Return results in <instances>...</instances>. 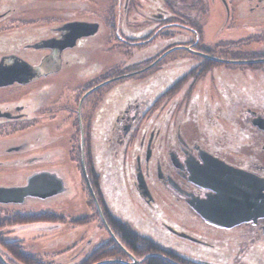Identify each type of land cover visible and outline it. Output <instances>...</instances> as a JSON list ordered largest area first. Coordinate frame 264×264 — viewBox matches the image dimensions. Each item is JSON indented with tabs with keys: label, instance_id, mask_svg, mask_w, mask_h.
I'll list each match as a JSON object with an SVG mask.
<instances>
[{
	"label": "flooded vegetation",
	"instance_id": "1",
	"mask_svg": "<svg viewBox=\"0 0 264 264\" xmlns=\"http://www.w3.org/2000/svg\"><path fill=\"white\" fill-rule=\"evenodd\" d=\"M200 1H195L194 9ZM85 2L81 0L76 10L67 4L49 5V18H42L45 11L39 9L37 18L19 19L27 11V4L22 3L0 13V63L7 67L23 62L29 69L24 71L20 64V77L27 82L0 86V140L19 138L5 151L24 154L25 164L34 167L21 186L39 173L55 174L65 182L58 169L49 165L56 152L47 129L52 125L54 137L71 144L66 152L69 162L71 156L79 157L82 177L85 168L89 201L116 246L123 247L108 225L110 219L128 224L135 232L162 236L172 247L177 246L168 235L200 245L188 251L191 258L180 256L192 264H264L263 215L225 228L208 223L190 206L196 201L199 207L226 192L220 187L222 181L235 178H241L244 190L231 191L236 195L251 192L254 198L247 206H258L259 196L264 195V101L258 96L259 101L242 99L241 93L242 98L227 111L226 97L217 83L231 77L226 67L233 63L226 61H240L225 57L232 38L224 41L228 46L207 43L201 19L194 21V27L185 24L191 11L182 0H111L112 47L123 69L113 77L100 81L93 77L89 82L102 67L89 50L101 44L95 37L99 31L101 37L103 19L86 17ZM241 7H246L241 14L232 11L231 17L239 22L232 31L247 33V37L237 41L246 43L250 37L263 41L264 0H246ZM57 8L65 9L57 14ZM83 22L97 23L98 31L72 42L69 25ZM211 73L217 77L214 81ZM113 81L121 83L96 94L91 102L87 100L90 94L83 96ZM76 92L83 95L73 109ZM90 109H96L91 118ZM218 124L224 128L220 132ZM55 125L65 128L57 130ZM103 166H108L114 184H124L121 191L128 200L120 208L126 210V221L105 204ZM222 168L237 172L230 174ZM58 195L27 200L46 201ZM108 204L117 213L119 208L111 201ZM220 204L215 201V206ZM199 209L203 211L204 205Z\"/></svg>",
	"mask_w": 264,
	"mask_h": 264
},
{
	"label": "rangeland",
	"instance_id": "2",
	"mask_svg": "<svg viewBox=\"0 0 264 264\" xmlns=\"http://www.w3.org/2000/svg\"><path fill=\"white\" fill-rule=\"evenodd\" d=\"M182 1L191 11V14H189L190 18H187L189 23L185 22V24L194 27V21L197 18L201 19L203 21L202 34L207 43L218 44L223 42L222 44L228 46V44H226L224 41H229L232 38V44L229 45L231 49L229 56L225 57L231 60H252L256 62L250 65L244 63H233L228 65L226 68L231 69V77H227L223 81H217L219 85V91H221V94L226 97V100H224L226 103V110H231L233 108V102H238L242 98L241 93L245 95V97L242 99H255L259 101L258 97H260V101L263 102L264 61L261 60L264 59V56L261 54L264 53V40L261 41L260 38L257 39V37H250L253 36L250 34V38L248 39L249 42L240 43L237 40L242 39L245 36L247 37V33L243 34L238 30H235V33L232 31L235 29V25L239 24V22H237L233 16L231 17L232 11L237 12V14H241L240 12H243L246 8L241 7V5L245 4L246 0H224L227 5H224L221 0H201L200 3L195 6V9L193 6L196 0ZM20 3L27 4V11L23 12V16H19V19L31 17L37 18L35 15H38L39 9L41 11H45L44 16H41L42 18H49V5L53 6L55 4H59L63 6L64 4H67L68 7H75V10L77 9L76 7L82 5L81 0H0V13L4 8L15 7ZM112 3L113 2H111V0H87V2H85V6H83L84 10L87 12L86 17L95 19V21H97V19L102 21L103 19V30L101 37L99 36L100 31L95 37V41L101 42V44L99 45V48H96L94 44L93 48H90L89 50L91 51L93 58H96L94 61L102 62V67L98 74L94 76L91 75L92 77L89 78V82H91L93 77L98 81L106 77H113L115 74L120 72L119 70L123 69V67L118 66V62L120 61L117 59V54H115V50L112 47L113 42L115 41L114 28L110 26V24L114 23H110L113 20V18H111L113 16L112 13L114 9L111 5ZM203 6H206V8H202ZM196 7L200 8V11L196 10ZM64 9L65 8H57V14L61 13ZM67 10L68 9L64 11V15ZM194 12L196 15H194ZM12 18L16 19L17 17ZM232 21L235 22L231 23ZM231 31L233 33H231ZM183 56L186 57L188 55H186L184 52ZM258 59L260 60L259 63ZM215 65L217 68H224V66H221L220 64ZM71 76L73 78V74ZM209 78L214 81L217 77L211 73ZM65 81H63V83ZM119 82L121 83V81H113L102 86L100 85L101 87L98 89L97 93H92L93 90L88 91L84 95L82 92H76L74 95L75 97L73 98V109L76 108V102L81 95L86 97L90 94L87 96V100L91 102L96 94L108 92L110 89L119 85ZM225 84L229 88H227ZM59 99L60 98H58V100ZM95 110L96 109L88 110L90 118L92 117ZM47 126L48 131L52 133L54 138L50 140V143L52 144L51 148H54L56 151H54L55 153L53 154L49 165L58 169V175L62 176L65 181L64 185H66V191L46 201H36L29 199L23 205H0V218H11L16 214L30 215L33 213H39L46 214L49 217L56 215V217H60L62 220H40L31 224H12L5 226L0 230V238L4 241L20 242L26 252L37 255L43 264H77L83 258L91 254L95 249H97L99 245H101L103 242H106L108 239V234L106 229L102 226L100 219L96 215V209L94 205L91 201H89L88 192L84 185V181L87 179H85L84 174L83 177L81 175L80 163L78 159L79 157L77 155L75 157L71 156L70 158L72 162H69L68 153L66 152H69L68 145L71 146V144L67 145L68 139L66 140L59 138L58 136L54 137L56 132L52 129V125ZM55 127L57 130L65 128L64 125H55ZM217 127V132H220V128L224 129L222 126H220V124H218ZM73 128L74 132H76L78 135V124L74 115ZM77 135L76 139H74V142L76 143L78 141ZM18 139L19 138L11 137L0 140V186L2 187L21 186L26 177L32 173L31 170L34 169L32 165L25 164L23 160L25 157L24 154L5 151L7 148L15 146L19 142ZM106 167L103 166L104 172L101 176V181L103 180L102 189L104 191L103 199L110 210L116 215H121L119 217L122 218L125 215L124 212L126 213V210L120 207L123 205L122 203L128 200L126 196H123L121 191L124 184L121 182L117 183L118 186L117 184H114L113 180L111 179V173ZM117 192H119L121 195H119ZM109 201H111L112 204L114 203V207H117V209L119 208L117 213L109 206ZM129 215L133 216L132 211L129 212ZM85 218V222H80V220ZM122 219L125 220L124 217ZM136 230L138 229L136 228ZM137 233H139V235L141 234L142 236L151 238L163 246L162 248L167 250L169 249L175 254L188 259L191 258V254L189 255L188 251H196L198 250V247H201L196 243H191L176 236L166 234L169 236L168 238L175 244V246H177L172 247L161 240L162 236H157L148 232L141 233L140 231ZM206 239H210L209 235L206 236ZM89 241L90 244L87 245V242ZM180 244H182L183 247H181ZM0 247L3 246L0 244ZM0 250L2 251L1 248ZM132 256L136 261L141 260L134 255ZM116 260H119L125 264L132 263L130 258L117 259L116 257H107L97 263L111 264L112 261ZM141 263L138 262L136 264Z\"/></svg>",
	"mask_w": 264,
	"mask_h": 264
},
{
	"label": "water",
	"instance_id": "3",
	"mask_svg": "<svg viewBox=\"0 0 264 264\" xmlns=\"http://www.w3.org/2000/svg\"><path fill=\"white\" fill-rule=\"evenodd\" d=\"M224 5L226 2L221 0ZM69 29L72 31L73 38L72 42H75L77 38L82 36H92L98 31L97 23H73L69 25ZM78 33V34H75ZM70 41V38H65V41ZM223 61V60H222ZM224 62V61H223ZM228 63H251L254 61H226ZM23 63V62H22ZM25 68L24 71L27 72L29 69L26 64H22ZM14 63L13 66H3L0 63V86L12 84L13 82L23 83L27 82L21 76L19 67L21 65ZM222 164V162H219ZM224 165V164H223ZM223 171L228 173H236L237 171L231 168H222ZM83 172L85 179H87L85 168L83 167ZM142 177V175H141ZM137 181L140 183L139 175L137 174ZM241 178L222 181L220 187L226 192H219L216 198H211L207 201L200 203L204 205V210H200L198 203L196 201L190 202V206L197 212H201L204 219L213 225L220 227L229 228L234 225H237L244 221L251 220L256 214L264 216V195L259 196V205L251 208L250 205L247 206V203L253 200L251 192L244 194H234L231 190L239 189L240 192H243L242 185L240 183ZM87 182V180H86ZM88 183V182H87ZM250 189V188H249ZM66 190L63 180L56 176L55 174L39 173L30 176L27 179V184L25 186H11V187H2L0 186V205H23L28 198H40L44 199L53 195L61 194ZM218 197V198H217ZM215 201H218L220 206H215ZM254 201V200H253ZM215 206V207H214ZM204 212H207L205 214ZM131 259L132 263L136 264L141 263L146 257L140 261H136L134 257L128 253L123 247H121Z\"/></svg>",
	"mask_w": 264,
	"mask_h": 264
},
{
	"label": "trees",
	"instance_id": "4",
	"mask_svg": "<svg viewBox=\"0 0 264 264\" xmlns=\"http://www.w3.org/2000/svg\"><path fill=\"white\" fill-rule=\"evenodd\" d=\"M1 218L0 230L2 227L12 224H31L36 221L50 219L62 220L60 217H56V215L49 217L46 214L39 213H33L30 215L16 214L11 218ZM81 221L85 222L86 218L80 220V222ZM108 225L127 252H130L132 255L140 259L146 257L141 264H192L191 261L180 257L171 250L159 247L151 240L141 237L124 222L110 219ZM0 244L3 246L0 247L2 249V251L0 250V264H43L37 255L26 252L18 241H4L0 238ZM107 257H116L117 259L129 258L127 253L119 245L116 246L115 242L109 235L106 242L99 245L97 249L77 264H107L97 263ZM111 264L125 263L116 260L112 261Z\"/></svg>",
	"mask_w": 264,
	"mask_h": 264
}]
</instances>
